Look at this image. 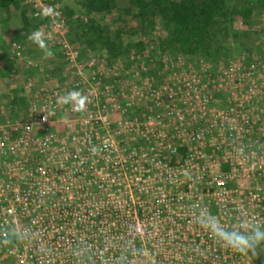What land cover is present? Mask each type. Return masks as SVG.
Instances as JSON below:
<instances>
[{
	"label": "built area",
	"instance_id": "built-area-1",
	"mask_svg": "<svg viewBox=\"0 0 264 264\" xmlns=\"http://www.w3.org/2000/svg\"><path fill=\"white\" fill-rule=\"evenodd\" d=\"M20 1L68 77L26 79L23 115L0 123V264H254L204 223L264 231L255 67L147 50L109 63L71 44L59 0ZM10 53L39 69L22 43Z\"/></svg>",
	"mask_w": 264,
	"mask_h": 264
},
{
	"label": "trees",
	"instance_id": "trees-1",
	"mask_svg": "<svg viewBox=\"0 0 264 264\" xmlns=\"http://www.w3.org/2000/svg\"><path fill=\"white\" fill-rule=\"evenodd\" d=\"M59 1L66 17L71 18L77 10L87 16L75 25H72L74 18L70 20L67 37L71 44L83 55L99 50L109 63L129 61L131 55L140 56L147 46L136 34L150 33L160 27L158 52L172 51L188 58L207 55L217 64L232 54L227 41L237 19L246 23L256 21V14L264 9V0H71L77 8L70 9L63 0ZM42 23L43 20L31 18V8L20 0H0V33L7 39L0 40V81L3 77L8 79L18 63L10 53V44L30 42ZM249 32L250 29L242 30L235 36L243 40ZM29 46L25 48L28 54ZM18 64L23 68L18 76L21 83L35 75L33 69ZM0 92L11 96L12 106L27 107L29 99L22 88L0 86ZM250 254L254 264H264V241L256 246L254 253L250 250Z\"/></svg>",
	"mask_w": 264,
	"mask_h": 264
},
{
	"label": "rangeland",
	"instance_id": "rangeland-1",
	"mask_svg": "<svg viewBox=\"0 0 264 264\" xmlns=\"http://www.w3.org/2000/svg\"><path fill=\"white\" fill-rule=\"evenodd\" d=\"M63 4L65 6H67L69 9L70 8H74L76 7L75 5L72 4L71 0H63ZM72 6V7H71ZM77 8V7H76ZM258 17V20H254L250 23H246L244 19L238 18L237 21L234 23L231 32L229 33L228 36V43L229 46L232 47L233 51L232 54L230 56L227 55V58L224 60H220L219 63L214 64L212 57L211 56H207V55H197L194 57H191L192 60H190V63H194L196 64V60H202L203 62H205L206 64H208L210 67H220V65L224 66L225 64H227L229 61H241L243 62L244 65L246 66H254L256 69V74L257 77L259 78V82L256 81V79L254 78V81L257 82V86L259 85L260 87L257 88L256 94L260 95L262 97V100L259 102L262 106L261 111L257 110V113L261 114V116L263 115L264 117V9L259 13L256 14ZM69 22H68V28L71 27V19L74 18V21L72 23V25L77 24L78 22H83L87 19V16L85 14H83L82 12H79L78 10L75 11V15L70 17H66ZM246 29H250L249 34L246 37H242L243 40H241V38H237L235 35H237L236 33L242 31V30H246ZM161 35V29L159 27V30H152L149 32H140L139 34H136V37L142 41H144L145 45L147 46V51L151 54L154 55V58L163 53L156 54L158 52L156 45L157 42L159 41ZM172 52V51H170ZM54 53V52H53ZM96 58L98 59H105L106 56L100 52L99 50H95L91 52ZM30 54V52H29ZM179 54V53H178ZM182 54V53H181ZM185 56V55H184ZM190 58V57H189ZM52 61H55V65L53 66V69L49 70L51 71L52 77L53 78H57V80L59 79L60 73H59V69L63 68V63L61 61H58L57 59H52ZM108 62V60H107ZM124 65H128L130 64V62L127 61H123ZM146 62V61H145ZM122 63V62H121ZM154 64L153 60H149L148 67H151V64ZM106 64V63H105ZM123 64V63H122ZM204 64V63H203ZM135 66L134 64H130ZM130 65H128L127 67H130ZM44 66V65H43ZM46 67V68H45ZM47 64L43 67V69L46 71L47 68ZM67 76V75H66ZM6 77H3V80H1L0 82H4L2 85L0 86H5L6 89H8V86H6V82L7 79H5ZM65 78V76H64ZM246 83H249V80L246 79L245 80ZM10 89V88H9ZM22 92V91H21ZM22 94V93H21ZM216 98H218V100L221 102L222 99L226 98L223 94H217L215 93ZM251 97H253V95H250ZM10 98L11 96H8V94L6 93H1L0 92V123L4 122L2 120H4L5 116H9L11 118H15V117H19L21 115H23L25 108L23 109H19L16 108V106H12V102H10ZM221 104V103H220ZM224 104H221L219 106H223ZM21 107V106H20ZM254 108V106H253ZM6 114V115H5ZM11 115V116H10ZM55 129L61 131L62 127L57 124L55 127ZM121 143L126 145V146H130L132 143V140L130 138H120ZM178 160H173V163H177ZM154 175V177H158L160 176V170H152L151 171Z\"/></svg>",
	"mask_w": 264,
	"mask_h": 264
},
{
	"label": "clouds",
	"instance_id": "clouds-1",
	"mask_svg": "<svg viewBox=\"0 0 264 264\" xmlns=\"http://www.w3.org/2000/svg\"><path fill=\"white\" fill-rule=\"evenodd\" d=\"M44 14L51 15L52 10L45 9ZM30 39L34 40L41 49L45 50L46 56H51L53 54L50 50H47V46L43 39V33L37 31L32 34ZM86 100L87 98L77 91L70 92L63 98L64 103L75 101L76 111H83L85 109ZM44 119L46 120L47 118L45 117ZM91 151L95 154L97 149L93 147ZM204 225L209 227L213 234L223 241L224 244L240 253H247L249 250L254 253L256 246L261 241H264V231H262L259 226H254L249 233L244 234L239 231H226L218 222L210 223L205 221Z\"/></svg>",
	"mask_w": 264,
	"mask_h": 264
},
{
	"label": "crops",
	"instance_id": "crops-1",
	"mask_svg": "<svg viewBox=\"0 0 264 264\" xmlns=\"http://www.w3.org/2000/svg\"><path fill=\"white\" fill-rule=\"evenodd\" d=\"M7 40L6 38H5V35L4 34H1L0 33V40ZM29 43H30V46H29ZM22 44H23V46H24V48H27L28 46H29V52H30V56L31 57H33V59L37 62V64H38V68L39 69H41V70H39V69H33L32 71L33 72H35V75L33 76L34 78H36V79H42V77H43V74H45V75H50V76H52V74H51V71L49 70V68L50 69H53V66L55 65V61H52V59H57L58 61H61L62 63H63V68H61V69H59V73H60V75L61 76H59V79H60V77H62V79H60V80H57V81H55L53 78H52V80H54V82H60V81H63V80H65V79H67V77H68V70H67V68H66V64L64 63V61L62 60V58L60 57V54L57 52V51H51L53 54L51 55V56H46L45 55V50L44 49H41L40 47H39V45L34 41V40H30V42H26V41H23L22 40ZM9 48H10V46H9ZM16 61V60H15ZM17 62V61H16ZM19 63V62H18ZM18 63H16L15 64V70L12 72V74H11V76H9L8 74V76H9V78L7 79V82H6V84L5 85H7V86H9V88H19V89H21V88H23V84H24V82L23 83H21L20 81H19V77L18 76H21L22 75V67L18 64ZM47 64V68H48V70L46 69V71L43 69V67L45 66ZM16 65H19V67H17ZM44 65V66H43ZM26 67V66H25ZM46 68V67H45ZM67 75V76H66ZM42 76V77H41ZM64 76H65V78H64ZM4 83V82H3ZM27 106H28V101H27ZM26 108V107H25ZM24 110V109H23ZM6 115V114H5ZM11 116V115H10ZM10 118L9 116H5V118ZM5 118H4V120H2V121H5Z\"/></svg>",
	"mask_w": 264,
	"mask_h": 264
}]
</instances>
